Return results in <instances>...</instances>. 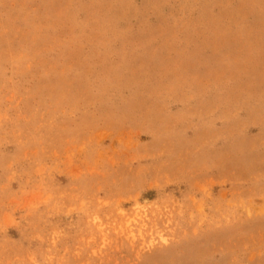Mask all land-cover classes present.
<instances>
[{"label": "rangeland", "instance_id": "1", "mask_svg": "<svg viewBox=\"0 0 264 264\" xmlns=\"http://www.w3.org/2000/svg\"><path fill=\"white\" fill-rule=\"evenodd\" d=\"M0 264H264V0H0Z\"/></svg>", "mask_w": 264, "mask_h": 264}]
</instances>
